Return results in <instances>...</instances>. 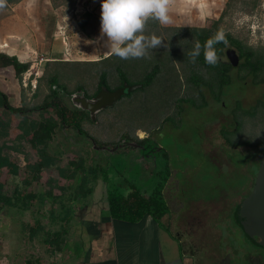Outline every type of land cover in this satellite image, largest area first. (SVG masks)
Segmentation results:
<instances>
[{
  "label": "rangeland",
  "instance_id": "1",
  "mask_svg": "<svg viewBox=\"0 0 264 264\" xmlns=\"http://www.w3.org/2000/svg\"><path fill=\"white\" fill-rule=\"evenodd\" d=\"M90 1L6 0L5 7L0 9V42L4 44L6 41L10 42V38L15 39L13 43H18L15 45L19 50L26 51L25 61L20 60L30 62V67L23 73L21 80L16 77L12 67L0 68V89L7 94L11 105L35 107L50 93L47 79L43 77V80H40L46 68L45 63L47 60L66 58L62 55L52 56V49L57 51L62 49L61 47L64 48L66 36L75 33L69 30L72 29L70 26L67 28V25H60L62 17L69 14L70 21L73 22V17L77 14L82 16L83 12L88 11L87 4ZM228 1L173 0L169 15L172 18L171 24L177 25L171 26H210L224 12L220 21L224 32L232 33L245 44L264 53V0H233L227 7ZM201 5L206 6L207 12L203 15L199 9ZM153 33L163 39L162 46L156 49L161 54L163 68L165 66L168 72L179 70L182 57L190 51V44L186 39L190 30L161 28L154 24V20H149L145 34ZM5 45L8 44L3 46ZM80 46L82 48L77 51L78 54L66 55L75 59L66 60L89 58L84 54L86 44L81 42ZM236 50L238 51L237 48ZM0 52L5 51L0 49ZM139 60L144 62L145 58ZM133 69H138L141 76L128 69L124 70L125 75L122 73L118 76L119 82H124L126 93L131 86L144 78L151 67L146 71L144 68L142 72L139 67ZM89 76L90 74H86L87 79L84 81H88L92 91L97 78ZM27 80L29 85L25 88L24 81ZM31 80L36 81V87ZM74 83L71 82L70 86L73 87ZM202 88L207 97H197V105H194L183 97H178V94L170 92L165 95L161 91L160 81L155 79L144 92H134L139 99L136 98L133 103L128 102L129 95H125L105 111L95 113L86 109L92 123L83 121L82 128L85 131L88 129L91 135L97 137V142L116 143L133 135L135 131L139 138H144L150 133L152 138L147 142L146 150L157 146L154 160L139 148L129 150L120 147L113 154L101 152L99 155L95 148L97 146L94 145V151H91L87 143L88 138L85 134H78L75 127H68L67 130L68 137L73 139H69L70 143L67 142L68 137L66 139L62 136L59 129L48 152L50 155H58L59 166L67 167L76 163L80 156H84L88 163H99L103 166L101 174L105 169L108 170V182L106 183L101 175L94 193L88 198L101 206L108 203V188L128 194L134 183L141 190L151 192L159 179L168 177L166 193L170 198L166 195L169 206L168 215L165 217L167 221L169 213H174L171 208H174L176 203L180 205L178 214H182L193 201L216 199L221 190L230 194L229 190L246 181L243 175L253 176L258 172L259 158L264 155V146L258 143L264 140V106L259 105L257 116L254 117L252 112L260 100L264 101V83L253 84L251 77L247 80L234 78L232 83L225 85L221 92L223 96L219 99L212 96L204 85ZM62 95L73 107L78 108L77 99L83 96V93H75L72 96L75 99L73 101L65 93ZM154 97H160L158 103L151 102ZM144 98L145 105L142 102ZM171 110L174 111L173 115L166 119L168 111ZM49 111L55 114L54 109L50 108ZM49 111L40 114L35 110L28 111V114L37 119L41 115L48 116ZM0 115L11 122L10 135L1 140L0 144L7 142L9 146L21 147V151L10 148L4 150L13 167L0 169V180L5 183V190L9 195L18 188L22 196H34L30 208L26 211H22L18 206L0 205V264H28L29 260L33 261V264H61L63 257L58 254L65 249L70 258L65 259L64 264H78V258L83 253V242L79 237L85 231L84 227L76 222V212H79L78 204L81 202L77 201L78 204L74 205L76 212L74 209L73 212L76 215L69 217V224L64 226L66 230L63 228L62 233L68 234H64L66 241L59 242L53 232L60 229V226L52 223L51 215L54 211L67 214L68 210L56 203L55 197L59 196L61 191L53 188L48 180L58 179L61 185L68 184L69 181L60 178L56 165L40 158L32 135L27 138L20 136L18 124L21 117L10 112L5 106H0ZM116 115L121 118L118 122ZM96 119L98 123H94ZM114 123L116 124L113 125ZM111 124L113 126H110ZM75 140L83 142L84 147L76 144ZM39 162L43 165V171L35 179L28 164ZM167 167L170 169V175L166 172ZM158 170H162L159 176ZM40 194L48 196L42 206L38 198Z\"/></svg>",
  "mask_w": 264,
  "mask_h": 264
},
{
  "label": "trees",
  "instance_id": "2",
  "mask_svg": "<svg viewBox=\"0 0 264 264\" xmlns=\"http://www.w3.org/2000/svg\"><path fill=\"white\" fill-rule=\"evenodd\" d=\"M232 1L233 0L228 1L227 7L230 6ZM223 17L224 12L221 14L220 18L213 21L210 26H162L158 21L154 20V24L157 27H173L190 30L189 36H186V39L190 44V51L197 41L202 45L201 54L197 57L195 63H193L186 54L182 57L180 69L177 71L168 72L165 66L164 70V64H162L161 61V54L156 49H149V54L145 57L144 62L139 59H118L117 56L112 53L108 56H102L97 60H47L45 63L46 68L43 76L40 77V80H43V77L47 79L50 93L46 94L43 102L35 107H15L11 105L8 101L7 94L0 89V106H5L10 112L21 117L18 124V127L21 130L20 136L22 138H27L32 135L34 146L36 147L40 158L47 160L49 164L56 165L60 178L62 177L69 181L68 184L61 185L58 179L50 178L48 180L53 188L56 187L61 191V194L56 196L55 200H60V206H63L62 208L68 210L67 214L56 212L54 218H59V220L63 218L65 225H68L69 217L74 216V202L79 201L87 204L89 202L88 198L94 193L96 183L101 175V178H103L106 183L109 180V172L107 169L101 174L100 171L103 169V166L99 163H88L84 156H80L76 163L63 167L58 164L60 161L58 155L49 154L48 150L57 130L62 129L63 127H75L78 130V133L85 134L87 138H92L95 143L97 142V137L91 135L88 129L85 131L82 128L83 121L92 123L90 114H87V111L84 108L73 107L70 102L63 97L61 92L65 93L67 96H73L80 91L86 98L88 97L87 99H93L102 88L111 91L123 88L124 82H122V84L119 82V74H124V70L128 69L132 73H137L138 75V69H133L134 67H139L141 70L140 72L144 71V68L146 71L151 67V70L144 76V78L138 81V84H136L141 85V87H138L135 90H129L122 95V98L125 95H129L127 96V101L130 103L135 102L136 98H138L137 93L135 94L134 92H144L147 87L154 83L155 79L160 81L161 91L165 93V95L166 93L170 94V92L178 94V97L181 96L183 99H186V101H189L194 105H197V97L205 99L207 97L205 92H203V85L210 91L212 96L219 99L223 96L221 92L225 85L232 83L234 78L247 80L251 77L253 84L264 83V53L245 44L241 39L230 32H225L228 41L226 45L223 43L216 45L219 56L218 63L215 66L205 63L203 44L218 29H221L220 21ZM78 23L81 30H83L90 38L95 37V32L99 24V19L96 14L86 11L79 18ZM231 46L236 47L239 51L241 62L238 67H233L226 59V49ZM7 67H12L15 70L16 77L21 80L23 73L29 69L30 62H22L17 55L0 52V68ZM233 72H236V74L234 75ZM86 74H90L89 77L95 76L97 78L92 91L91 87L88 85V81H84L87 79L85 78ZM71 82H75L73 87L70 86ZM159 98L160 97H154L151 102L153 104L158 103ZM142 102L145 105V98ZM259 105L264 106V101L260 100L257 106L254 107L252 111L254 117L257 116ZM107 107L101 109L97 113L105 111ZM50 108L55 110V114H51V111H49ZM35 110L39 111L40 114L49 111L50 114L45 117L41 115V117L35 119L28 114V111L33 112ZM173 112L172 110L168 111V118L166 119L171 118ZM123 119L122 121H124ZM120 120L121 118L116 115V122ZM94 123H98V120L96 119ZM115 124L116 123L113 125ZM10 125V120H6L0 115V141L10 135ZM113 125L111 124L110 126ZM135 134L136 131L133 135L127 136L124 139L138 143H145L149 140V138H139ZM124 139H121L112 145L114 146L122 142ZM258 143L264 146V140H260ZM96 144L100 143L97 142ZM6 148L21 151L19 145L9 146L7 142H2L0 144V169L4 167H13L9 156L4 154ZM28 167L33 173L35 179H37L43 171V165L40 162L37 164H28ZM161 171H157L158 176ZM166 172L169 174V167H167ZM167 180L168 177L166 176L159 179L151 192L141 190L134 183L131 185L132 190L128 194H123L116 189L108 188L107 202L110 216L114 219L129 222H139L145 216H151L161 225L162 218L169 211L168 202L164 197L163 191ZM49 196H51V194ZM33 197L32 194L22 196L18 188L9 195L5 190V183L0 180V205L8 204L10 207L18 206L22 211H26L30 208ZM38 198L40 205L42 206L45 204L48 196L46 194H40ZM63 228L66 230L65 227H62L53 232L55 239L59 242L62 241L61 233L64 230ZM32 237L34 236L32 235ZM46 241L48 242L49 239L47 238ZM28 264H33V261L29 260Z\"/></svg>",
  "mask_w": 264,
  "mask_h": 264
},
{
  "label": "crops",
  "instance_id": "3",
  "mask_svg": "<svg viewBox=\"0 0 264 264\" xmlns=\"http://www.w3.org/2000/svg\"><path fill=\"white\" fill-rule=\"evenodd\" d=\"M101 5L102 0L101 2L99 0H91L87 4L88 11L96 14L99 19L94 38H90L81 30L78 23L80 14L73 17L75 19L73 22L70 21L69 14L63 15L60 25H67V28L70 26L72 29L69 28V30H73L75 33L66 36L67 40L64 41L65 50L63 47H61L62 49H57V51L52 49V56L62 55L66 57L62 58L65 60L75 59L68 58L66 55H74L77 51H81V42L86 44L84 54L89 58H76L77 60H97L102 56L111 54L105 47L107 37L102 36L100 31ZM199 9L201 15L207 12L205 5L199 6ZM13 40L10 38V42L6 41L7 43H4L8 44L5 46L0 42V49L8 54L17 55L19 59L25 61L26 51H20L18 46L15 45L18 43H13ZM76 202H74L73 206L78 204ZM56 203L61 205L60 200ZM78 207L79 212H76L74 207L75 212L78 213L76 222L77 224L80 223L85 229L84 233L79 237V240L83 242V253L78 258V264H189L188 259H183L185 254L181 253L175 238L169 234L167 235L162 226L151 216H145L139 222H129L112 218L109 213L108 203L101 206L94 201H89L87 204L81 202ZM53 213L51 215L52 223H56L60 228L64 227L63 218L60 220L59 218L56 219L54 218L56 211ZM64 234H67V232L61 233L62 241H66ZM58 255L63 257L61 264H64L65 259L70 258V254L66 249Z\"/></svg>",
  "mask_w": 264,
  "mask_h": 264
},
{
  "label": "flooded vegetation",
  "instance_id": "4",
  "mask_svg": "<svg viewBox=\"0 0 264 264\" xmlns=\"http://www.w3.org/2000/svg\"><path fill=\"white\" fill-rule=\"evenodd\" d=\"M71 98L72 96H70ZM67 130L68 127L60 129L62 136H65L66 139L68 137ZM144 138L150 140L152 136L148 135ZM69 139L73 140L68 137V143H70ZM87 141L91 151H94V145L97 146L95 148L99 155L101 152L113 154L120 147H126L129 150L139 148L146 151L145 155L154 160L157 152V146L146 150L148 141L138 143L124 139L114 146L112 145L114 143L96 144L92 138H88ZM74 142L80 147H84L83 142L78 140ZM129 143H137V145L133 146ZM105 146H109V148L105 149ZM263 156L259 158V170ZM259 170L253 176L243 175L242 177H246L244 179L246 181L229 190L230 194L221 190L216 199L193 201L182 214H178L177 210L180 205L176 203V206L171 208L174 213H171L172 211L169 213L168 220H165L168 213L162 218V229L167 235L175 238L181 253L185 254L183 259H188L189 264H264V246L252 239L240 223L242 207L254 191ZM167 183L168 180L163 188L165 199L167 198ZM167 196L170 198L169 195Z\"/></svg>",
  "mask_w": 264,
  "mask_h": 264
},
{
  "label": "clouds",
  "instance_id": "5",
  "mask_svg": "<svg viewBox=\"0 0 264 264\" xmlns=\"http://www.w3.org/2000/svg\"><path fill=\"white\" fill-rule=\"evenodd\" d=\"M173 0H102L101 35L107 37L105 47L115 56L127 59L145 58L149 49H158L163 39L155 33L145 34L149 20L158 21L162 26L172 23L169 15ZM6 0H0V9ZM227 44L224 30L218 29L203 44V56L206 64L215 66L219 61L216 45ZM202 45L194 44L187 56L195 63L201 54Z\"/></svg>",
  "mask_w": 264,
  "mask_h": 264
},
{
  "label": "water",
  "instance_id": "6",
  "mask_svg": "<svg viewBox=\"0 0 264 264\" xmlns=\"http://www.w3.org/2000/svg\"><path fill=\"white\" fill-rule=\"evenodd\" d=\"M226 57L233 67H238L241 62L240 54L234 47L226 49ZM141 85H133L130 90H135ZM125 93V88L111 91L102 88L93 99H87L84 95L78 97L79 107L97 113L101 109L113 105ZM136 146L137 143H129ZM119 145L117 146V148ZM105 149L109 146H105ZM240 223L246 233L256 242L264 246V156L261 161L253 193L247 198L240 213Z\"/></svg>",
  "mask_w": 264,
  "mask_h": 264
},
{
  "label": "built area",
  "instance_id": "7",
  "mask_svg": "<svg viewBox=\"0 0 264 264\" xmlns=\"http://www.w3.org/2000/svg\"><path fill=\"white\" fill-rule=\"evenodd\" d=\"M31 82H32V84L34 85V87L37 86V85H36V81L34 82V81L31 80ZM28 85H29V81H28V80H27V81H24V87L27 88Z\"/></svg>",
  "mask_w": 264,
  "mask_h": 264
}]
</instances>
